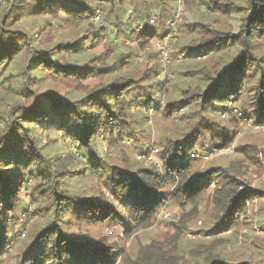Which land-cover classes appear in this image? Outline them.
I'll return each instance as SVG.
<instances>
[{
  "label": "trees",
  "instance_id": "16d2710c",
  "mask_svg": "<svg viewBox=\"0 0 264 264\" xmlns=\"http://www.w3.org/2000/svg\"><path fill=\"white\" fill-rule=\"evenodd\" d=\"M198 2L223 21L204 15L202 21L184 22V43L176 54L185 60L212 55L213 66L197 72L202 82L194 87L185 83L184 74L177 83L154 87L147 85L150 75L140 73L134 57L164 38L174 9L169 13L158 6L161 13H153L156 20L151 22L147 10L156 1L141 9L135 5L133 13L143 26L133 39L125 0H0V87L24 100L12 109L18 118L5 129L0 115V261L193 264L203 254V264H227L213 249L186 258L179 240L202 215L208 220L203 232L213 240L248 223L264 189L241 179L249 178L252 167L264 170V151L254 145L238 147L243 159L200 173L185 158L192 138L200 139L195 147L202 152L208 135L211 149L231 147L240 121L229 117V130L223 132L214 119L234 98L245 124L264 125V0H185L182 6L192 10ZM98 15L104 25L95 24ZM120 34L135 46L118 49L114 37ZM156 93L165 95L167 119L182 108L196 109L187 115L195 124L183 139L155 140L164 160L161 171L144 168L123 143L138 136L133 110L155 107ZM58 142L74 147L84 162L74 153L62 156L48 149ZM150 157V152L138 156L146 162ZM23 191L30 211L24 208ZM171 207L180 211L170 223L173 236L139 244L135 252L122 249L118 241L156 226L161 212ZM111 224L123 228L115 243L89 234L92 227ZM261 250L256 262L239 264H264Z\"/></svg>",
  "mask_w": 264,
  "mask_h": 264
},
{
  "label": "rangeland",
  "instance_id": "374dc122",
  "mask_svg": "<svg viewBox=\"0 0 264 264\" xmlns=\"http://www.w3.org/2000/svg\"><path fill=\"white\" fill-rule=\"evenodd\" d=\"M154 1H156L157 5L147 10L148 15L155 12L158 14L161 13L158 6H162L163 10L168 11L169 13L171 10H175L172 12L173 15L167 22L168 25L175 19L177 14H180L182 18L174 29L166 26L163 34L164 38L161 41L152 43L150 47L147 48L145 52L146 54L139 53L134 57L140 73L146 70L147 74L150 75L147 85L150 84L154 87L166 82H170V84H174L175 82L177 83V77L179 74L186 75L183 78H185V83L188 86L194 87L195 85L201 84V76L198 75L197 72L203 68L210 69L216 58L212 57V55H208L197 57L195 60H185L182 54L177 55V51L184 43L183 35L181 37L180 34V27L186 21H202L204 20V15L217 16V19L221 21H223L221 19L223 17L217 14L215 15L212 11L207 10L200 2L195 3L192 10H187L182 6L185 0H125V18L127 24L129 25L128 29L133 33V39L138 36V34L135 33V29L138 26H143L142 21L140 19H136L135 17L136 12L133 13L135 5H138L139 8L137 9H141L142 7L149 6V3ZM141 3H143V6H141ZM162 3L164 4L162 5ZM7 14L8 12L4 15V17H6ZM235 17V19L239 18L238 15H235ZM94 22L98 26L105 24V20L102 16H100L99 21L94 20ZM138 23H141L142 25H139ZM126 35L120 34L118 37L113 36L115 45L119 46L118 49L128 51V49H132L135 46L134 43H132L133 39L127 40L128 38ZM190 36L193 37L192 33ZM190 36L187 38H191ZM188 40L189 39H187V41ZM156 44H163L168 48L169 63L164 67H162L159 62L158 53L153 49V46ZM148 56H150L149 61H147ZM179 87L180 85H178V88ZM172 96L174 97L173 99H177L178 92H174ZM156 97L158 103L155 107H149L139 111L137 109L133 110L134 127L135 130L138 131V136L135 140H127L123 143L126 149L129 150L130 156L134 157L136 162L139 161L144 168L161 171L164 160L160 157L157 149L155 148V140L159 137H168L173 140L183 139L185 135L189 134L195 124V120L193 121L191 118L187 119V115L194 113L196 109L182 108L174 115L173 118L167 119L164 111L167 103L165 95L164 93H156ZM234 101H237V99L234 98L231 102L227 101L224 104L226 106V110L224 112L217 113L214 119L217 127L223 132L229 130L227 125L229 117L232 116L234 119L240 121L239 128L231 135V147L225 149H211V135H208L204 140L205 147L208 146L207 151L202 152L197 150L198 148L195 147V145L200 143V139H188L193 142V145L191 146L192 149L187 151L185 161L194 167L195 173H200L210 167H227L229 163L235 162L238 159H243L242 155L239 154L237 150L238 147L241 146L254 145L259 149V151H264V125H253L252 123L245 124L242 120L245 117L244 113L239 110L236 102ZM23 102L24 100L21 96L17 95L14 97L13 95L5 93V90L0 87V115L5 118V122L1 123L3 129L11 124L13 119L18 118L16 116L17 110L14 109L12 112V109L17 107V105H21ZM181 117L184 118L182 119ZM200 122L203 121L201 120ZM203 126H206V124L203 123L199 129L202 130ZM216 140L217 138H215L214 141ZM101 148L104 149V145H101ZM48 149L57 151L58 154L62 156L74 153L77 156L78 161L81 163L84 162V160L76 153V149L68 143H66L64 147L60 142H58L55 145L48 147ZM149 152L152 157L151 163L150 160L148 162L139 160L138 156L141 154H148ZM250 169L251 171L247 172L249 173V178L244 176L247 179L242 178L241 180L245 181L249 179L251 188L260 190L264 189V170H257L254 167ZM25 192L26 191H23L21 194L22 202H24V208H27L28 211H30L32 208L27 205L29 199ZM103 194L106 198L112 200V196L107 190H103ZM205 205L206 204L203 203L201 207L202 211L206 209ZM115 206L117 207L118 212L123 211L118 203H115ZM179 214L180 211L174 207L163 210L156 226L147 230L135 232L130 239H126L125 242L118 241V243L122 249L129 253V251L135 252L139 244L164 241L168 235L173 236V230L170 223L175 221V218L178 217ZM24 219L25 221H28L29 225L32 224V219H28L27 217ZM205 222H208L207 216L202 215L201 219L190 225L189 231H185L181 234L178 247L179 251L181 250L184 252L183 254L186 258L191 256V254L195 255L201 253L200 251L213 249V252L219 254V256L222 257L227 264H239L245 261L253 263L258 260V253H262L261 249L264 247V199L254 203L250 211L248 223L239 229L238 232L228 231L223 233L221 232L219 235H216L217 237H214L215 239H222L221 242L217 244L214 243L215 239L213 240L212 236H206V234H204L203 228H207L204 226ZM207 224L209 225V223ZM122 231L123 228L118 224H111L110 226L92 227L89 234L96 239L98 237H106L107 241L111 244L115 243L117 238L121 237ZM23 239H25L24 234H21L18 237V240L22 241ZM8 251H10V247ZM12 254H14V252H9V255ZM202 256L204 255L202 254ZM202 256H200L199 261L194 262L193 264H203L201 261ZM8 259L9 257L3 258V260L0 261V264H15L13 258Z\"/></svg>",
  "mask_w": 264,
  "mask_h": 264
},
{
  "label": "built area",
  "instance_id": "2783aa9c",
  "mask_svg": "<svg viewBox=\"0 0 264 264\" xmlns=\"http://www.w3.org/2000/svg\"><path fill=\"white\" fill-rule=\"evenodd\" d=\"M181 15L180 14H177L175 19L173 21H171L169 23V27L174 29L177 25V23L181 20ZM151 22H154L156 20V15L155 14H152L151 15ZM95 21H99L100 20V17L99 15L96 16V18L94 19ZM141 30V27L138 26L136 29H135V33H139ZM153 49L158 53V57H159V62L160 64L162 65V67L166 66V64L169 63V51H168V48L166 45H163V44H156L153 46ZM165 71V70H164ZM152 157H150V163L152 162Z\"/></svg>",
  "mask_w": 264,
  "mask_h": 264
}]
</instances>
